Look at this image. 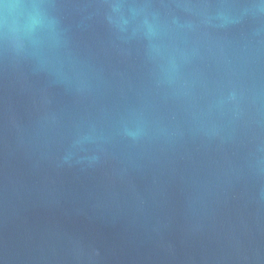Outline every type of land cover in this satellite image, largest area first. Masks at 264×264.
Wrapping results in <instances>:
<instances>
[{"label": "water", "instance_id": "95a60500", "mask_svg": "<svg viewBox=\"0 0 264 264\" xmlns=\"http://www.w3.org/2000/svg\"><path fill=\"white\" fill-rule=\"evenodd\" d=\"M0 264H264V0H0Z\"/></svg>", "mask_w": 264, "mask_h": 264}]
</instances>
